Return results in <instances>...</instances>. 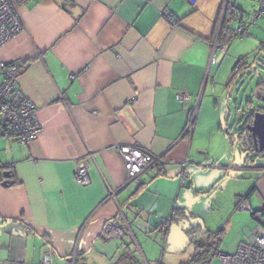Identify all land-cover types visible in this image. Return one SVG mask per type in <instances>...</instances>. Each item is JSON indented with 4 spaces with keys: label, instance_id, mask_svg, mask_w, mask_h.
<instances>
[{
    "label": "crops",
    "instance_id": "0c3cea01",
    "mask_svg": "<svg viewBox=\"0 0 264 264\" xmlns=\"http://www.w3.org/2000/svg\"><path fill=\"white\" fill-rule=\"evenodd\" d=\"M258 6L259 0L21 4L25 28L0 47V62L22 68L16 86L35 105L41 130L21 144L0 115V218L9 221V234L0 236V264H43L46 253L52 264H104L103 241L110 239L101 231L108 219L123 230L112 243L115 263H127L132 254L122 240L126 230L135 236L132 225L137 232H162L165 248L169 221L186 212L202 221L207 214L220 217L194 237L207 246L220 242L236 216L242 218L237 242L250 236L258 220L238 205L264 206V154L245 145L238 130L263 111H250L252 101L237 107L234 90L249 53L262 54L264 20H258L264 16L241 38L218 37L228 9L236 18L228 23L233 32L238 14ZM239 58L246 59L237 65ZM261 84L260 78L258 90ZM231 102L236 116L229 125ZM120 145L161 156L165 166L157 175L143 173L141 184L123 186L127 180L115 151ZM236 145L248 154L235 161ZM86 156L90 181L81 185L74 170ZM3 172L11 183L2 185ZM193 198L202 202L200 209ZM13 227L20 234H10ZM145 252L153 258L147 247Z\"/></svg>",
    "mask_w": 264,
    "mask_h": 264
},
{
    "label": "built area",
    "instance_id": "2783aa9c",
    "mask_svg": "<svg viewBox=\"0 0 264 264\" xmlns=\"http://www.w3.org/2000/svg\"><path fill=\"white\" fill-rule=\"evenodd\" d=\"M30 0H0V47L6 44L12 37L22 32L25 28L20 15L19 6ZM194 1V0H189ZM260 16H264V0H259L257 9L250 13L240 12L237 17V25L233 30L236 37H242L247 33L249 26ZM260 52L264 54V42L260 47ZM240 59V58H239ZM241 58L239 64L242 62ZM214 57L211 58V63ZM21 67L15 63L0 62V72L3 81L0 85V115L6 130L15 133L21 144H27L37 137L41 126L36 117V107L16 86L18 74ZM184 94H178V98H183ZM191 125V121L189 122ZM189 128V126H188ZM120 155L126 182L123 186L135 181L141 184L140 177L147 172L157 175L165 166L161 156L151 154L149 151L136 145H120L115 148ZM86 156L76 163L74 170V180L76 183L86 185L89 183V159ZM186 162L180 164L185 167ZM185 174L181 173V184H183ZM113 196L112 192L109 194ZM240 210H247L258 220L254 232L246 239L240 241L232 253H220L219 264H264V206L259 210H253L247 202L238 205ZM123 230L114 219L104 222L101 236L108 239L119 238ZM76 248L72 253V260L75 261ZM43 264H52L50 253L45 254ZM144 264H161L159 261H144Z\"/></svg>",
    "mask_w": 264,
    "mask_h": 264
},
{
    "label": "rangeland",
    "instance_id": "374dc122",
    "mask_svg": "<svg viewBox=\"0 0 264 264\" xmlns=\"http://www.w3.org/2000/svg\"><path fill=\"white\" fill-rule=\"evenodd\" d=\"M263 20L264 18L259 19L258 24L262 25ZM249 58L250 61L248 68L245 70L246 72L243 78L239 80V85H236L235 87L234 97L236 98L237 107L239 103L241 105L242 101L241 107L246 109L247 101H252V106H249L250 111L260 109L264 112V100H260L258 98V93H260V96H264V84H261V89L258 90L256 88L258 87L260 78L264 80V56L260 54L255 57L254 54L252 55V52H250ZM229 109L231 110L229 125H231L233 123V119L236 116V107L234 106L233 102H231ZM240 149L241 148L238 145H236L234 148L235 161L239 157L240 153L248 154V150L242 151ZM260 154H264V151L260 152ZM252 158H254V155ZM192 206L200 209V207H202V202L193 198ZM207 215H205L203 220L205 227L213 224L216 225V223L220 221V217L218 216L217 218L216 213ZM240 221H242V218L240 219L239 216H236L234 219L235 225L231 229L227 228L226 231L220 235V242H214L210 246H207L206 244L208 241L198 237L189 242V244L179 252H171L167 250V247L163 248L165 238L162 236V232L157 231L155 228H151L149 231L143 230L142 232H137L135 227L132 225V231L135 235L133 238L135 241L128 230H126L122 240L125 242V245L129 246L130 252H132L130 255L133 258L128 255L130 258L127 259V263H115V260L113 261L112 257L114 252H116L117 246H114L112 243L117 239H110V241H103V244L107 245L106 250H101L102 253H105L107 256V258H105L106 262L104 264H144V259L147 261H159L161 264H219V254L230 252V250H232L238 243L237 238L239 237L238 228ZM146 247L149 252L154 253L153 256H150L153 258L147 257L146 254L145 256L141 254V251L147 253L145 252ZM93 254L94 255L91 256L92 260L96 261V253ZM121 261L123 262L124 260Z\"/></svg>",
    "mask_w": 264,
    "mask_h": 264
},
{
    "label": "water",
    "instance_id": "95a60500",
    "mask_svg": "<svg viewBox=\"0 0 264 264\" xmlns=\"http://www.w3.org/2000/svg\"><path fill=\"white\" fill-rule=\"evenodd\" d=\"M243 127V126H242ZM245 131L242 133L241 141L245 138L252 139L253 145L248 147L252 148L255 152L264 151V112L256 111L253 113L251 122L244 125ZM239 133V132H238ZM9 172H3L2 185L11 183L8 180ZM9 221L0 218V236H7L9 234L5 227ZM199 227L198 232L189 234L191 229ZM23 232H21L22 234ZM205 233L204 222L197 217L192 218L187 212L183 218H173L170 220L167 226V250L171 252L181 251L191 239ZM10 234H20V230L17 227H13ZM4 236V237H5Z\"/></svg>",
    "mask_w": 264,
    "mask_h": 264
},
{
    "label": "trees",
    "instance_id": "16d2710c",
    "mask_svg": "<svg viewBox=\"0 0 264 264\" xmlns=\"http://www.w3.org/2000/svg\"><path fill=\"white\" fill-rule=\"evenodd\" d=\"M228 20L226 21V22H224L223 24H222V27H221V30H220V34H219V37H218V40L219 41H222V38L221 37H223V38H227V39H231L232 37H236L235 35H234V33L232 32V29L230 28V26H229V22H231V21H233V20H235L236 18H235V16H234V12L233 11H229V9H228ZM224 40V39H223ZM258 55H260V54H256L255 55V57H257ZM261 55H263L264 56V54H261ZM241 60V58L240 59H238L237 60V65H239V61ZM236 75V78L239 76L238 75V72L235 74ZM237 80V79H236ZM264 99V98H263ZM249 122H251V120H246V121H244L243 122V127L241 126L240 128H239V130H238V137L241 139L242 138V133L245 131V129H244V125L246 124V123H249ZM243 143L245 144V145H249V146H252L253 145V142H252V139H247V138H245L244 140H243Z\"/></svg>",
    "mask_w": 264,
    "mask_h": 264
},
{
    "label": "flooded vegetation",
    "instance_id": "af4514ba",
    "mask_svg": "<svg viewBox=\"0 0 264 264\" xmlns=\"http://www.w3.org/2000/svg\"><path fill=\"white\" fill-rule=\"evenodd\" d=\"M248 139H250V138H248ZM198 231V229H191L188 233L189 234H192V233H195V232H197ZM192 240H194V238L193 239H191L190 241H192Z\"/></svg>",
    "mask_w": 264,
    "mask_h": 264
}]
</instances>
